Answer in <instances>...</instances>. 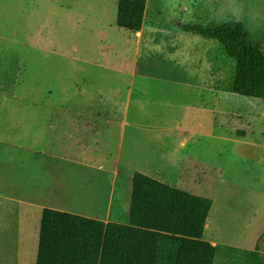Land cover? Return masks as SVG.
I'll return each instance as SVG.
<instances>
[{"label":"rangeland","instance_id":"374dc122","mask_svg":"<svg viewBox=\"0 0 264 264\" xmlns=\"http://www.w3.org/2000/svg\"><path fill=\"white\" fill-rule=\"evenodd\" d=\"M117 11L118 0H0V122L14 118L16 104L71 107L74 120L86 105L116 98L126 101L133 80L118 72L131 75L138 70L147 73L148 135L174 136L176 129L165 132V122L159 121L165 117L175 125L185 116L178 102L184 92L179 90L201 84L223 91L236 69L217 41L187 33L182 26H210L234 19L245 25L257 43L264 44V0H149V17L154 22L141 48L138 37L117 27ZM140 82L138 77L136 89ZM225 96L245 113L236 130L246 139L231 137L233 126L213 127L210 114L209 118L200 115L207 123L205 129L197 128L199 135L226 139H201L192 158L199 164L195 176L203 170L200 178L207 181L204 189L213 201L212 229L204 239L210 242L214 236L223 247L215 264H252L245 252L252 251L257 242L264 263V100L232 93ZM25 114L31 118L32 112ZM162 166L154 167L158 171ZM163 168L172 180L182 177L175 168L166 164ZM64 170L79 171L61 161L54 177ZM132 183L121 177L117 185L113 210L117 214L121 207L123 216L117 224L129 225L130 210L123 205L131 200ZM109 194L110 190L105 191L106 205L100 212L91 206L81 211L103 214ZM21 227L24 233L19 224H0V235L9 236L0 238V264L24 262L28 252L33 263L41 221Z\"/></svg>","mask_w":264,"mask_h":264},{"label":"crops","instance_id":"0c3cea01","mask_svg":"<svg viewBox=\"0 0 264 264\" xmlns=\"http://www.w3.org/2000/svg\"><path fill=\"white\" fill-rule=\"evenodd\" d=\"M152 22L154 17H149L148 0L143 30L134 34L138 37L139 48L145 44L147 29L150 27L152 29ZM128 72H118V75H128L126 77L133 80L126 101H119L116 98L109 103L86 105L82 112L79 110L75 113L74 120L71 118L73 111L71 107L37 102L26 106L16 104L13 109L14 118L1 119L0 224H19L20 232L24 233L21 225L33 221L39 223L45 209L104 223H117L123 217L121 207L117 214H114L113 210L117 185L121 177L125 181L133 182L136 173L210 199L209 192L204 189L207 181L204 177L200 178L205 174L202 170L200 176H195L199 164L194 163L192 158L198 153L197 145L202 142L201 139L212 138L221 141L226 139L215 135L207 137L203 133L199 135L198 129H205L204 124L207 123L206 119L202 121L200 115L205 114L206 117L210 114L213 127L233 126L229 132L230 136L245 140L244 133L236 130V127L242 125L245 113L232 104L230 96H225L228 94L225 91L201 84L184 87L179 90L184 93L178 100L180 109L185 111L181 121L170 125L167 118H161V115L158 117L161 118L159 122H165V132H171L175 128L176 135L150 136L148 130H151V127L147 125V73L141 74L134 70L129 75ZM138 77L141 79V85L136 89L134 85ZM27 110L32 112L31 118L26 116ZM57 111L67 112L69 116L66 118L65 115L57 114ZM61 161L65 167L67 165L79 171L92 172L100 184L106 185V191L110 190L107 208L103 214L82 212L81 208L75 205V201L73 203L71 200L72 193L68 189H63V186L57 187L54 172L57 162ZM165 164L177 169V175L181 173L182 177L172 180L167 170L163 168ZM155 165L163 166L157 171ZM56 196L62 201H55ZM127 202L123 206L124 208L128 206L130 210L131 200ZM211 229V220L208 218L205 234ZM0 238L5 239L9 236L0 235ZM216 242L214 236L210 238L209 243L222 250V245ZM257 244L248 252H254ZM30 254L32 255L28 252L25 261H17V264H36L38 251L32 256L33 263Z\"/></svg>","mask_w":264,"mask_h":264},{"label":"trees","instance_id":"16d2710c","mask_svg":"<svg viewBox=\"0 0 264 264\" xmlns=\"http://www.w3.org/2000/svg\"><path fill=\"white\" fill-rule=\"evenodd\" d=\"M147 3L118 0L117 27L140 33ZM182 29L217 41L235 62V75L223 91L264 100V44L257 43L243 23L230 19ZM212 207L209 198L136 173L129 225L45 209L36 264H215L224 250L204 239ZM260 250L258 242L254 252H245L252 264H264Z\"/></svg>","mask_w":264,"mask_h":264},{"label":"bare ground","instance_id":"6f19581e","mask_svg":"<svg viewBox=\"0 0 264 264\" xmlns=\"http://www.w3.org/2000/svg\"><path fill=\"white\" fill-rule=\"evenodd\" d=\"M56 179L58 188L63 186V189H68L72 193L73 198L71 200L73 203L75 201L76 206L84 210H86L87 206H91L99 212L105 206L104 193L106 188L91 174L75 170H64L62 173H57ZM56 197L55 201H62L58 196Z\"/></svg>","mask_w":264,"mask_h":264}]
</instances>
